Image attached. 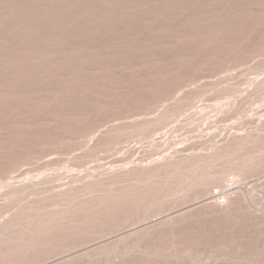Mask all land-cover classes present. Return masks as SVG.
Listing matches in <instances>:
<instances>
[{"label": "rangeland", "instance_id": "rangeland-1", "mask_svg": "<svg viewBox=\"0 0 264 264\" xmlns=\"http://www.w3.org/2000/svg\"><path fill=\"white\" fill-rule=\"evenodd\" d=\"M0 264H264V0H0Z\"/></svg>", "mask_w": 264, "mask_h": 264}, {"label": "bare ground", "instance_id": "bare-ground-1", "mask_svg": "<svg viewBox=\"0 0 264 264\" xmlns=\"http://www.w3.org/2000/svg\"><path fill=\"white\" fill-rule=\"evenodd\" d=\"M262 176H263V175H262ZM262 176H261V177H262ZM259 178H260V177H259ZM259 180H261V179H259ZM262 180H263V178H262ZM232 184H233V183H232ZM260 186H261V185H260ZM260 191H261V190H260ZM200 200H201V199H200ZM202 200H204V199L202 198ZM193 201H194V200H193ZM207 201H208V200H207ZM200 202H201V201H200ZM192 203H193V202H192ZM196 203H197V202H196ZM202 203H203V202H202ZM189 206H190V205H189ZM193 206H194V205H193ZM197 206H198V205H197ZM185 207H186V209H187V206H185ZM185 207H183V208H185ZM157 208H160V207H157ZM163 208H164V210H165V207H163ZM163 208H161V209H163ZM168 208H171V207H168ZM183 208H182V209H183ZM161 209H157V210H158L157 212H159V214H161V213H160ZM188 209H189V208H188ZM164 210H162V211H164ZM166 210H169V209H166ZM180 210H181V209H180ZM183 210H184V209H183ZM191 210H192V209H191ZM148 211H149V210H148ZM169 211H170L169 213L172 212L171 210H169ZM181 211H182V210H181ZM186 211H187V210H186ZM149 212H150V211H149ZM149 212H148V213H149ZM157 212L152 211L151 213H152V215H154L153 213H156V214H157ZM176 212H177V211H176ZM176 212H175V213H176ZM146 213H147V212H146ZM148 213H147V214H148ZM169 213H168V214H169ZM185 213H186V212H185ZM144 214H145V213H144ZM166 214H167V213H166ZM181 214H182V213H181ZM152 215H150V216L152 217ZM163 215H164V214H163ZM174 215H175V214H174ZM145 216H146V215H144V217H145ZM166 216H168V215H166ZM154 217H155V215H154ZM160 217H161V216H160ZM157 218H158V217H157ZM141 219H143V218H141ZM148 219H150V217H149ZM169 219H170V218H169ZM145 220H147V218H146ZM153 220H154V219H153ZM153 220H152V221H149V223L147 222V224H145L144 226L142 225L143 227H140V229L146 227V230H147V227L150 228L151 226H154L156 223L159 222V221L157 222V221H153ZM159 220H160V219H159ZM147 221H148V220H147ZM141 222H142V221H141ZM159 223H160V222H159ZM131 224H133V223H131ZM141 224H143V223H141ZM129 225H130V224H129ZM156 225H157V224H156ZM137 226H138V225H137ZM139 226H140V225H139ZM127 229H129V227H128ZM140 229L137 228V230H140ZM124 230H125V229H124ZM135 230H136V229H135ZM135 230L127 231V232H128V234H129V233L133 234V233L135 232ZM122 231H123V230H122ZM125 231H126V230H125ZM140 232H141V231H140ZM121 233H122V232H121ZM125 233H126V232H125ZM118 234H120V233H118ZM105 236H106V235H105ZM119 236H120V235H119ZM113 237H114V236H113ZM124 237H125V235H124ZM126 237H127V233H126ZM107 240H108V239H107ZM107 240H106V241H107ZM110 240H111V239H110ZM90 244H91V243H90ZM92 244H93V243H92ZM93 245H94V244H93ZM98 246H99V245H98ZM91 248H92V247H91ZM117 253H118V252H117ZM62 259H63V258H62ZM52 261H53V260H52ZM52 263H53V262H52ZM55 263H56V262H55ZM57 263H58V262H57Z\"/></svg>", "mask_w": 264, "mask_h": 264}]
</instances>
